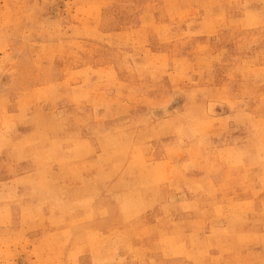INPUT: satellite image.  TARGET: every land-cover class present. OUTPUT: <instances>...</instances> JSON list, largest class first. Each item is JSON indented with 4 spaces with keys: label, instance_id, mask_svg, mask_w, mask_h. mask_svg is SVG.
Returning a JSON list of instances; mask_svg holds the SVG:
<instances>
[{
    "label": "rangeland",
    "instance_id": "1",
    "mask_svg": "<svg viewBox=\"0 0 264 264\" xmlns=\"http://www.w3.org/2000/svg\"><path fill=\"white\" fill-rule=\"evenodd\" d=\"M0 264H264V0H0Z\"/></svg>",
    "mask_w": 264,
    "mask_h": 264
},
{
    "label": "bare ground",
    "instance_id": "2",
    "mask_svg": "<svg viewBox=\"0 0 264 264\" xmlns=\"http://www.w3.org/2000/svg\"><path fill=\"white\" fill-rule=\"evenodd\" d=\"M168 7V6H167ZM170 9V8H169ZM182 13V12H181ZM171 15V14H170ZM216 15V14H215ZM223 15V14H222ZM217 19V18H216ZM218 19H219V17H218ZM80 31V30H79ZM77 35V34H76ZM83 112V111H82ZM108 113V112H107ZM105 115V114H104ZM96 117V116H95ZM259 125V124H258ZM83 126V125H82ZM76 127V126H75ZM74 127V128H75ZM63 131V130H62ZM261 131V130H260ZM75 132V131H74ZM53 133V132H52ZM34 134V133H33ZM261 135V134H260ZM116 136V135H115ZM30 137H31V134H30ZM131 137V136H130ZM129 137V138H130ZM127 138V137H126ZM134 138V137H133ZM259 138V137H258ZM31 139V138H30ZM45 139V138H44ZM118 139V138H117ZM190 139H191V137H190ZM38 140V139H37ZM43 140V139H42ZM41 140V141H42ZM129 140V139H128ZM119 141V140H118ZM133 141V140H132ZM88 142V141H87ZM126 142V141H125ZM130 142V141H129ZM40 143V142H39ZM57 143V142H56ZM83 143H84V141H83ZM82 143V144H83ZM3 144V143H2ZM85 145H86V142H85ZM256 145V144H255ZM81 146V145H80ZM137 146V145H136ZM4 147V146H3ZM84 147V146H83ZM139 147V146H138ZM85 148H86V146H85ZM89 148V147H88ZM88 148H87V150H88ZM16 149V148H15ZM140 149V148H139ZM14 150V149H13ZM74 150V149H73ZM72 150V151H73ZM138 151V150H137ZM131 152V151H130ZM134 152V151H133ZM140 153V152H139ZM44 155V154H43ZM77 155V154H76ZM132 155H134V154H132ZM131 155V156H132ZM18 157V156H17ZM41 157V156H40ZM44 157V156H43ZM42 157V158H43ZM66 157V156H65ZM123 157H125V155H123ZM134 157V156H133ZM37 159V158H36ZM66 159V158H65ZM64 160V159H63ZM38 161V160H37ZM142 161V160H141ZM67 162V161H66ZM44 163V162H43ZM143 165V164H142ZM108 166V165H107ZM110 166V165H109ZM66 167V166H65ZM127 167V166H126ZM130 167V166H129ZM110 168H111V166H110ZM142 168V167H141ZM130 169V168H129ZM147 171V170H146ZM147 172H149V171H147ZM159 172H160V170H159ZM154 173V172H153ZM142 174V173H141ZM147 176V175H146ZM145 176V177H146ZM160 176V175H159ZM144 177V178H145ZM26 178V177H25ZM41 180V179H40ZM84 183V182H83ZM132 183V182H131ZM262 183V182H261ZM33 184V183H32ZM45 184V183H44ZM116 184V183H115ZM118 184V183H117ZM106 185V184H105ZM125 185V184H124ZM135 185V184H134ZM129 186V185H128ZM127 187V186H126ZM57 188V187H56ZM136 190V189H135ZM14 194V193H13ZM77 194V193H76ZM107 194V193H106ZM138 195V194H137ZM20 196V195H19ZM12 197H14V196H12ZM201 197V196H200ZM200 197H198V198H200ZM88 200V199H87ZM173 200V199H172ZM86 201V200H85ZM40 202V201H39ZM245 202V201H244ZM17 203V202H16ZM52 203V202H51ZM7 204V203H6ZM18 204V203H17ZM135 204V203H134ZM92 205V204H91ZM235 205V204H234ZM90 206V205H89ZM88 207V206H87ZM138 207V206H137ZM128 208V207H127ZM239 208V207H238ZM249 208V207H248ZM137 209V208H136ZM219 209V208H218ZM235 209H237V208H235ZM135 210V209H134ZM58 211H59V209H58ZM137 211V210H136ZM60 212V211H59ZM217 212V211H216ZM125 213V212H124ZM123 213V214H124ZM239 213H242V212H239ZM122 214V215H123ZM200 214V213H199ZM120 215V214H119ZM137 215V214H136ZM230 215V214H229ZM232 215V214H231ZM233 216H234V214H233ZM131 218H132V216H131ZM135 219V218H134ZM225 219V218H224ZM229 219V218H228ZM133 220V219H132ZM135 223H136V221H134ZM227 222V221H226ZM244 225H246V224H244ZM240 226V225H239ZM198 227V226H197ZM245 227V226H244ZM213 228V227H212ZM236 228H238V227H236ZM227 229V228H226ZM239 229V228H238ZM226 231V230H225ZM227 232V231H226ZM231 234V233H230ZM234 234V233H233ZM239 235V234H238ZM243 235H245V234H243ZM250 235H252V234H250ZM186 236V235H185ZM222 236H220V238H221ZM224 237V236H223ZM245 237V236H244ZM211 238H212V236H211ZM122 240V239H121ZM255 240H256V238H255ZM259 240V239H258ZM126 241V240H125ZM261 241V240H260ZM223 242V241H222ZM229 242V241H228ZM247 242V241H246ZM162 244V243H161ZM238 244V243H237ZM239 250V249H238ZM234 251V250H233ZM201 258V257H200ZM106 260V259H105ZM107 261H109V260H107ZM247 261V260H246ZM104 262V261H103Z\"/></svg>",
    "mask_w": 264,
    "mask_h": 264
}]
</instances>
